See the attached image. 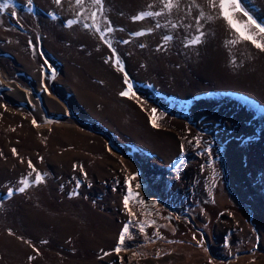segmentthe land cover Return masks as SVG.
Wrapping results in <instances>:
<instances>
[{
  "label": "rangeland",
  "instance_id": "obj_1",
  "mask_svg": "<svg viewBox=\"0 0 264 264\" xmlns=\"http://www.w3.org/2000/svg\"><path fill=\"white\" fill-rule=\"evenodd\" d=\"M37 1L0 12V68L24 89L0 87V264H264V51L229 43L217 7L157 68L153 45L119 55L102 2L85 0L75 10L109 45L98 60L85 23ZM240 4L264 25V0ZM125 77L139 101L118 99Z\"/></svg>",
  "mask_w": 264,
  "mask_h": 264
},
{
  "label": "bare ground",
  "instance_id": "obj_2",
  "mask_svg": "<svg viewBox=\"0 0 264 264\" xmlns=\"http://www.w3.org/2000/svg\"><path fill=\"white\" fill-rule=\"evenodd\" d=\"M34 1L39 3L37 0ZM46 1L48 2L49 6L54 8L56 11L64 10L66 13L65 15L66 18L72 17L83 24L87 23V19L85 18L86 15L84 17L78 10L77 11L75 10L76 0H61L60 4L55 3V0H46ZM199 1H201V3L205 6L201 7L203 9L199 8L200 6L197 7L198 12H196V0H172L174 6L171 9L165 7L167 0H102V5L107 11L108 27H111L112 29V31L110 32L107 31L108 27L105 29L106 32L105 34L110 39L108 43L110 42L109 45L111 46L113 43L118 44L115 48V51L119 55H123L122 53L125 50L124 41H127L126 44H128L129 47L131 48L132 47L134 48V46H136L137 43L140 42L143 45V48L147 47V45L149 47L150 45H153L154 48L153 52L155 51L156 52L155 54L151 53V55L155 56V58H158L159 60V62L157 60L155 61L157 63V68L163 67L162 65L164 61L163 62L161 61L162 60L161 54L166 49L162 50V48H164L162 44L167 46L166 48L168 49L171 48L170 46L172 44H175L176 45L175 48L178 49L180 52H184V53L192 50V47H194V45L192 44L191 47H187L188 46L187 40L189 36L196 37V23H197L196 15L200 19L202 16H211L214 15L213 14L214 11L216 12L218 6L214 7L213 4L210 3V0H199ZM0 3H4V0H0ZM84 3L85 0H83V5ZM34 5L35 4L33 3H28L27 5L25 4L20 5L19 0H9V6L7 8L16 9L19 6L22 7L24 6L23 8L25 10L36 13V9L34 8ZM86 7H88V5ZM212 7L214 9L210 10ZM6 9H4L3 11H6ZM143 12L160 13V15L145 16L143 19L140 20L133 19V17ZM173 25H175V27H173ZM86 28L88 32L87 34L86 33L83 34L84 38L82 39V41L86 45V47H88L91 50V54L95 56L96 59L99 60L101 56L100 54L103 51H105L109 45L106 46V44L104 43L103 39L101 38V34L99 33V31L95 26V22L90 23V25ZM138 32L143 34L134 35V33H138ZM166 36L171 37V39L165 40L164 37ZM168 53L170 52L168 51ZM165 55L166 57L171 58L172 61L174 60L172 57L174 54L171 55L170 53L169 55L168 54ZM145 61L147 62V65L151 66L152 62L150 61L149 58ZM102 63L106 65L104 60ZM105 69L107 68L105 67ZM5 73L6 72L0 68L1 89L5 91L11 90L12 92L10 93L12 94V96H15V98L22 99V95L24 94L23 93L24 89L23 90L21 89L22 86L19 83L8 80ZM39 77H40L39 73L34 71L33 79H35V82H37L38 86H40ZM121 92H124L122 91L121 88L116 89V95ZM118 95H117L118 99L127 104L133 103L132 101L134 100H138V98L135 97L136 95L134 96L130 95V97L121 96L120 94ZM35 104H38L39 106L38 101H35ZM190 111L192 113L191 107H190ZM184 113L186 114V110ZM201 120H202L201 115H197L196 121L201 122ZM143 191L145 194L146 193L150 194L153 192L148 185L143 189Z\"/></svg>",
  "mask_w": 264,
  "mask_h": 264
},
{
  "label": "snow or ice",
  "instance_id": "obj_3",
  "mask_svg": "<svg viewBox=\"0 0 264 264\" xmlns=\"http://www.w3.org/2000/svg\"><path fill=\"white\" fill-rule=\"evenodd\" d=\"M102 0H93V3L96 5H100ZM29 3H31V0H29ZM55 3L60 4L61 0H55ZM76 3L78 5L83 4V0H76ZM210 3L213 4V6H218L219 8V14L220 17L227 23L229 28L233 30L236 34L238 39L229 41V43L235 44L240 41H250L256 48L260 49L261 51H264V43L258 41L256 39L257 35L264 34V25H261L257 23L254 19H252L251 16L248 15L247 12H244V10L241 7L240 0H210ZM9 6V0H4V3H0V12H2L4 9H6ZM173 2L172 0H167V3L165 4V7L168 9H171L173 7ZM237 13H243L244 16L247 17V21L243 22L239 19L236 18ZM13 16L16 15L15 12L12 13ZM153 15H160V13H154V12H143L135 17H133L134 20H140L143 19L145 16H153ZM96 13H92V19H95ZM76 23L74 20L68 21V25L70 26L71 24ZM159 26V25H157ZM85 27H88L86 24ZM175 27V25H173ZM251 29H256L258 30L257 32L252 31ZM107 31H112L111 27L107 28ZM199 31V29H197ZM143 33H134V35H142ZM200 35H203L201 33ZM103 39V36L101 37ZM165 40H170L171 37L166 36L164 37ZM200 42V36L194 37L189 43L190 44H197ZM124 43H127V41H124ZM117 63H119L117 61ZM120 71H123V68H120ZM125 83H128V90L121 92V96H134L135 93L132 92V85L127 81V77H125ZM153 113H155V109L152 110ZM150 122L152 123L153 127H158V124L156 123V117L153 116L150 118ZM35 124V121H33ZM181 151L183 152V145H181ZM13 153L15 154V150H13ZM29 167H32L31 163L29 162ZM33 171H35L33 169ZM134 178V177H133ZM41 176L39 173L36 175V181L39 182L41 180ZM126 183L128 182L127 180L125 181ZM21 183L24 184L25 187H27V180H22ZM19 191L23 192L24 187H21ZM12 194V190L10 189L8 192V195ZM132 193L131 190H129V195L125 196L124 198V204L125 207H128V202L129 198L131 197ZM128 231V226L126 225L124 229L121 231L120 236H119V242L117 243L115 251L119 253L121 251V246L124 243L125 239V233ZM141 231H143V226H141ZM31 259V257H30Z\"/></svg>",
  "mask_w": 264,
  "mask_h": 264
},
{
  "label": "water",
  "instance_id": "obj_4",
  "mask_svg": "<svg viewBox=\"0 0 264 264\" xmlns=\"http://www.w3.org/2000/svg\"><path fill=\"white\" fill-rule=\"evenodd\" d=\"M243 98L248 99L246 96H244Z\"/></svg>",
  "mask_w": 264,
  "mask_h": 264
}]
</instances>
